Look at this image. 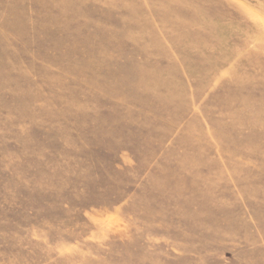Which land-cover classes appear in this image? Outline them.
I'll list each match as a JSON object with an SVG mask.
<instances>
[{"label":"rangeland","instance_id":"obj_1","mask_svg":"<svg viewBox=\"0 0 264 264\" xmlns=\"http://www.w3.org/2000/svg\"><path fill=\"white\" fill-rule=\"evenodd\" d=\"M0 264H264V0H0Z\"/></svg>","mask_w":264,"mask_h":264}]
</instances>
